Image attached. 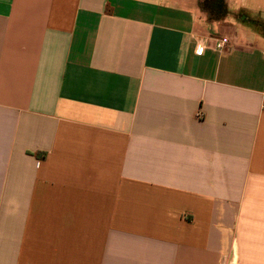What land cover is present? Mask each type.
I'll return each instance as SVG.
<instances>
[{
	"label": "crops",
	"instance_id": "1",
	"mask_svg": "<svg viewBox=\"0 0 264 264\" xmlns=\"http://www.w3.org/2000/svg\"><path fill=\"white\" fill-rule=\"evenodd\" d=\"M176 3L0 0V264H264V0Z\"/></svg>",
	"mask_w": 264,
	"mask_h": 264
},
{
	"label": "rangeland",
	"instance_id": "2",
	"mask_svg": "<svg viewBox=\"0 0 264 264\" xmlns=\"http://www.w3.org/2000/svg\"><path fill=\"white\" fill-rule=\"evenodd\" d=\"M171 4H169L168 6H170ZM172 6V5H171ZM181 6H186L188 8H191L192 10H194L197 13V16L199 18H203V19H209L210 15L209 12L207 10H205L204 4L202 2V0H179V4H174V7H179V8H183ZM231 264H238L237 261H232L230 262Z\"/></svg>",
	"mask_w": 264,
	"mask_h": 264
},
{
	"label": "flooded vegetation",
	"instance_id": "3",
	"mask_svg": "<svg viewBox=\"0 0 264 264\" xmlns=\"http://www.w3.org/2000/svg\"><path fill=\"white\" fill-rule=\"evenodd\" d=\"M206 10H210L216 14L217 13V4L219 0H202Z\"/></svg>",
	"mask_w": 264,
	"mask_h": 264
},
{
	"label": "built area",
	"instance_id": "4",
	"mask_svg": "<svg viewBox=\"0 0 264 264\" xmlns=\"http://www.w3.org/2000/svg\"><path fill=\"white\" fill-rule=\"evenodd\" d=\"M228 39L227 38H219L216 41V49L221 50L223 49L227 44H228Z\"/></svg>",
	"mask_w": 264,
	"mask_h": 264
},
{
	"label": "water",
	"instance_id": "5",
	"mask_svg": "<svg viewBox=\"0 0 264 264\" xmlns=\"http://www.w3.org/2000/svg\"><path fill=\"white\" fill-rule=\"evenodd\" d=\"M217 12L221 13V14L224 13V15L226 14L224 0H219V2L217 4Z\"/></svg>",
	"mask_w": 264,
	"mask_h": 264
},
{
	"label": "trees",
	"instance_id": "6",
	"mask_svg": "<svg viewBox=\"0 0 264 264\" xmlns=\"http://www.w3.org/2000/svg\"><path fill=\"white\" fill-rule=\"evenodd\" d=\"M249 21H250V23L252 25H255V26H258V27H260L262 25V23L257 21V20H249ZM263 27H264V25H263Z\"/></svg>",
	"mask_w": 264,
	"mask_h": 264
}]
</instances>
